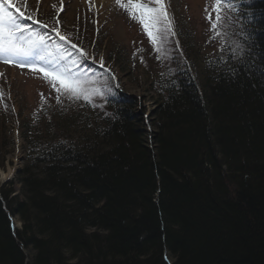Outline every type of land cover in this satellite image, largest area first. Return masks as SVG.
<instances>
[{
	"label": "trees",
	"instance_id": "16d2710c",
	"mask_svg": "<svg viewBox=\"0 0 264 264\" xmlns=\"http://www.w3.org/2000/svg\"><path fill=\"white\" fill-rule=\"evenodd\" d=\"M236 3L243 52L191 46L190 65L156 75L153 133L123 95L22 118L0 264H264V0ZM8 144L0 118V168Z\"/></svg>",
	"mask_w": 264,
	"mask_h": 264
},
{
	"label": "rangeland",
	"instance_id": "374dc122",
	"mask_svg": "<svg viewBox=\"0 0 264 264\" xmlns=\"http://www.w3.org/2000/svg\"><path fill=\"white\" fill-rule=\"evenodd\" d=\"M69 1L71 0H11L25 15H31L34 20L40 18L48 25V28L44 29L26 22L31 30L48 31L52 36L51 34L55 33L51 29L59 28L76 43L83 41L85 45H91L89 51L96 55V59L104 62L111 75L110 82L100 85L104 91L103 98L109 91L108 85H113L123 96L136 101L138 107L135 110L140 111V124L147 131L151 130L152 123L150 119L148 121V117H151L157 98V91L152 88V79L160 74H174L178 69H182L183 65H190L186 61L189 60L193 48L198 54L205 51L213 53L220 45L219 38L210 39L212 32L209 30L210 22L205 11L207 6L212 18H215L211 9L214 0H163L167 3V13V6L171 8L169 17L175 35L169 37L165 45L167 55H162L160 59H157L158 54L153 50L139 23L131 19L128 12L119 7L115 0H107V7L101 8V12H98L99 8L92 2L84 7L77 0H73L75 4L70 8ZM18 19L24 24L19 15ZM232 27L231 23L226 26V30ZM57 42L59 43L58 40ZM193 43L196 44L195 47ZM79 69L81 70V67ZM41 74L28 72L26 68L5 63L0 58V118L9 138L4 167L0 168V188H5L6 184L11 182L13 190L19 191L15 176L22 166L28 147L21 130L22 118L27 117V121L33 118L39 123L41 117L46 116L44 113L49 112L44 109L48 105H54L55 90ZM113 76L115 79H112ZM98 80L105 81L103 78ZM103 98L94 97L92 103L64 99V103L100 109L105 103ZM150 144L152 146V143ZM11 220L14 228H18V219L12 217Z\"/></svg>",
	"mask_w": 264,
	"mask_h": 264
},
{
	"label": "snow or ice",
	"instance_id": "6c2138e0",
	"mask_svg": "<svg viewBox=\"0 0 264 264\" xmlns=\"http://www.w3.org/2000/svg\"><path fill=\"white\" fill-rule=\"evenodd\" d=\"M115 3L139 23L153 50L158 54L157 59L162 55L166 56L165 45L175 32L163 0H115ZM13 8L15 12L12 11ZM211 9L215 13L214 19L207 6L205 9L206 18L210 22L209 30L212 32L210 39L219 38L221 52L230 47L233 57L240 56L243 52L242 45L238 41H231L226 30V26L232 23L229 13L238 12L237 4L234 0H214ZM16 13H19L20 18L31 20L33 24L39 23L31 15L21 12L11 0H0V58L5 63L28 67L33 72L42 73L43 78L55 90L58 103L61 99L92 103L94 97L103 98L104 91L100 85L107 82H101L95 76H89L87 72L79 69L80 57L87 58L83 49L71 43L69 37L61 34L58 28H52L51 31L59 41L64 42L63 44L58 43L48 31L31 30L29 26L19 22ZM39 26L48 28L44 23H39ZM64 44H71V48L75 49L79 56L74 55ZM101 67L104 68L102 60ZM104 70L109 71L107 68Z\"/></svg>",
	"mask_w": 264,
	"mask_h": 264
},
{
	"label": "bare ground",
	"instance_id": "6f19581e",
	"mask_svg": "<svg viewBox=\"0 0 264 264\" xmlns=\"http://www.w3.org/2000/svg\"><path fill=\"white\" fill-rule=\"evenodd\" d=\"M78 2H80L84 7H86V5L88 4V3H94L95 5H96V7L97 8H99V10L100 11H98V12H101V8H106L107 7V0H77ZM70 3H69V6H70V8L71 7H73V5L75 4V2L73 1V0H71V1H69ZM98 6H100V7H98ZM119 21H121V20H119ZM117 31H120L119 29H117ZM116 88V87H115ZM153 88V87H152ZM154 89V88H153ZM121 95H122V92L120 93ZM154 110L156 109V107H154L153 108ZM154 110L152 111V114H151V117H150V115H149V117H148V121H149V119L151 120V130H149V131H147V130H145L146 131V134L147 135H149V134H151V133H153V129H152V127H153V115H154ZM150 142V141H149ZM148 142V143H149ZM2 176H3V174H2Z\"/></svg>",
	"mask_w": 264,
	"mask_h": 264
}]
</instances>
